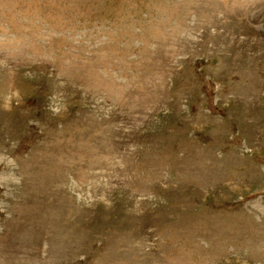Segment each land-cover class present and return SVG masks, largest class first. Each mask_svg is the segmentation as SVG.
I'll use <instances>...</instances> for the list:
<instances>
[{
    "label": "rangeland",
    "instance_id": "obj_1",
    "mask_svg": "<svg viewBox=\"0 0 264 264\" xmlns=\"http://www.w3.org/2000/svg\"><path fill=\"white\" fill-rule=\"evenodd\" d=\"M0 264H264V0H0Z\"/></svg>",
    "mask_w": 264,
    "mask_h": 264
}]
</instances>
